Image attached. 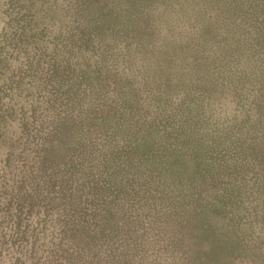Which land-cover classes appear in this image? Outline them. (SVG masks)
<instances>
[{"label": "rangeland", "instance_id": "rangeland-1", "mask_svg": "<svg viewBox=\"0 0 264 264\" xmlns=\"http://www.w3.org/2000/svg\"><path fill=\"white\" fill-rule=\"evenodd\" d=\"M0 264H264V0H0Z\"/></svg>", "mask_w": 264, "mask_h": 264}]
</instances>
